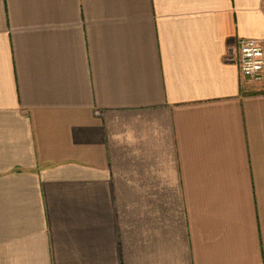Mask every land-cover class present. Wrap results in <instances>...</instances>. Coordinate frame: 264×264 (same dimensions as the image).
I'll list each match as a JSON object with an SVG mask.
<instances>
[{
    "label": "crops",
    "instance_id": "crops-1",
    "mask_svg": "<svg viewBox=\"0 0 264 264\" xmlns=\"http://www.w3.org/2000/svg\"><path fill=\"white\" fill-rule=\"evenodd\" d=\"M264 0H0V264H264Z\"/></svg>",
    "mask_w": 264,
    "mask_h": 264
},
{
    "label": "built area",
    "instance_id": "built-area-1",
    "mask_svg": "<svg viewBox=\"0 0 264 264\" xmlns=\"http://www.w3.org/2000/svg\"><path fill=\"white\" fill-rule=\"evenodd\" d=\"M226 60L238 65L243 77L249 81H264V42L257 39H240L229 51Z\"/></svg>",
    "mask_w": 264,
    "mask_h": 264
}]
</instances>
